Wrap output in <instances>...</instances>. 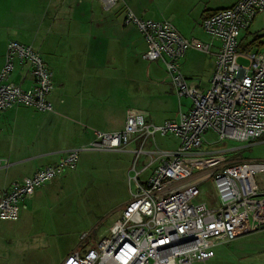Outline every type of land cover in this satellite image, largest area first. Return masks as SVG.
<instances>
[{
  "label": "built area",
  "instance_id": "1",
  "mask_svg": "<svg viewBox=\"0 0 264 264\" xmlns=\"http://www.w3.org/2000/svg\"><path fill=\"white\" fill-rule=\"evenodd\" d=\"M105 10L119 0H101ZM264 13V0H237L229 8L203 19L210 42L187 39L169 21L142 19L126 9L125 21L142 34L147 50L142 59L161 61L172 89L192 101L177 120L160 125L149 122L139 110L129 109L122 130L95 131L85 147L62 155L53 166L37 170L31 177L0 192V222L17 221L23 203L37 190L74 170L84 152L133 153L136 155L130 182L135 185L121 217L107 234L90 243L89 234L62 264H194L215 258V248L264 226V162H229L225 156L204 152L205 134L219 141L252 144L264 140V51L240 50V33ZM214 55V72L207 89L188 81L182 60L189 51ZM243 59L247 65L241 64ZM31 67L34 85L22 89L10 81L15 61ZM54 89L53 74L33 47L10 41L0 72V114L18 105L39 112H54L48 99ZM160 134L174 135V152L155 147L145 150ZM136 144L134 150L130 146ZM141 155L147 161L137 169ZM5 160L0 159V169ZM145 175L146 178H143ZM213 184V206L199 201L201 184Z\"/></svg>",
  "mask_w": 264,
  "mask_h": 264
},
{
  "label": "crops",
  "instance_id": "2",
  "mask_svg": "<svg viewBox=\"0 0 264 264\" xmlns=\"http://www.w3.org/2000/svg\"><path fill=\"white\" fill-rule=\"evenodd\" d=\"M236 2L237 0L229 7ZM40 3H43L40 5L44 12L35 16L29 14L33 21L28 26L27 13L21 8L19 0H0V72L10 41L33 47L41 54L53 74L54 89L48 99L53 103L57 116L44 125L36 120L34 113H47L24 105L15 106L0 114V159L10 163L0 169V174L6 176L5 182L0 181V192L8 191L12 184L31 177L39 169L56 165L68 151L87 146L93 140L95 131L122 130L129 109L139 110L149 122L160 125L168 120H177L192 104L188 100L181 101L182 97L172 89L166 71V81L155 83L148 80L150 77L145 76L138 67L139 53L147 50V44L137 27L125 21L126 9L129 7L123 8L117 4L110 10H105L101 0H45ZM209 3L210 0H164L163 9L157 10L154 0H145L144 3L134 0L130 9L142 19L169 21L181 35L192 39L196 34L199 35V28L203 29L201 21L205 13L228 8L211 9L208 8ZM176 4L181 5L177 14L168 10ZM202 34L211 38L204 29ZM199 40L207 43V40ZM240 40H243L241 36ZM219 45L218 41L214 42L216 48L213 50L210 74L206 80L204 76H200V61L190 57L189 52L182 60L184 75L200 89L210 86L215 65L214 55ZM249 51L255 49L251 48ZM157 63L165 68L161 61ZM10 81L22 89L31 88L34 78L30 65L16 60ZM143 82L150 83L151 86L144 88L141 86ZM154 83L160 94L164 93L166 86L168 90L165 92L173 91L178 97L180 111L176 119H164L156 123L151 119V115L158 116L154 111L153 115L146 109L126 106H131L130 100H134L136 104L138 102V105L141 102L142 107L147 106L145 99L154 90ZM55 128L58 130V138L53 136ZM52 137L53 141L50 142L48 139ZM135 145L132 144L130 150H134ZM43 146L53 147L44 150ZM83 160L84 164L93 165L94 161L89 158ZM65 174L64 179H57L48 188L37 190L33 197L23 203L21 211L34 208L37 199H48V203H54L51 194L53 187L68 180L57 198L59 203L65 194L62 191L67 186L72 187L83 180L81 176L78 183L73 181L77 180L74 178V170ZM204 183L201 184V196L194 202L203 201L213 206L216 202L213 184L211 183L213 192L207 198L208 190L204 189ZM125 204L121 207L122 211Z\"/></svg>",
  "mask_w": 264,
  "mask_h": 264
},
{
  "label": "rangeland",
  "instance_id": "3",
  "mask_svg": "<svg viewBox=\"0 0 264 264\" xmlns=\"http://www.w3.org/2000/svg\"><path fill=\"white\" fill-rule=\"evenodd\" d=\"M40 1L45 0H19L22 4L21 8L27 13L26 23L28 26L33 21V17H30L29 14L35 16L44 12L43 6L40 5L43 3ZM144 1L141 0L142 3ZM154 1L156 9L162 10L164 0ZM175 1L179 2V0ZM234 1L210 0L208 8H229ZM131 3L134 4V0H119L118 4L123 8L124 6L132 8ZM180 9L181 5L176 4L168 10L177 14ZM201 30L203 31V29ZM201 30L199 28V35L196 34L198 38L196 36L194 39L200 38L209 42L211 38L204 35L205 33L202 34ZM186 35L188 34L186 33ZM240 36L244 46L251 45L255 51L260 49L264 51V13L255 18L248 31H241ZM254 39H256V43H252ZM143 53V51L139 53L140 63L138 65L140 70H143V74L149 76L148 80L152 82H165V68L157 62L144 61ZM213 53L214 51L212 54H202L197 51L188 53L190 57L202 63L200 76H204V80L209 77ZM240 63L248 64L243 59L240 60ZM141 86L147 88L151 85L143 82ZM166 90L168 89L165 86L164 93L160 94L155 84L154 90L145 99L147 106L143 105L142 107L141 102L138 105V102L136 104L134 100H130L131 106L129 104L126 106L146 109L152 114L154 111L159 117L151 115V119L156 123L164 119H176L180 111L179 99L173 91L165 92ZM110 100L112 99H108V101ZM186 100L192 103L190 99H181V101ZM125 102L128 103V101ZM34 116L37 121L46 125V122L55 118L57 114L56 112L34 113ZM57 132L58 130L55 128L53 130L55 138H58ZM204 139L205 145L202 149L204 152L221 154L229 162H264V140L252 144L233 140L221 142L218 136L212 132L205 134ZM48 140L53 141V137ZM151 145L152 143L149 142L145 146V150L151 149ZM155 145L153 147L160 151L174 152L179 146V140L172 134L167 136L158 134L155 138ZM52 147L43 146V149L48 150ZM86 158L94 161L93 165L84 164L83 159ZM135 158L136 155L133 153H82L78 166L74 169V178L77 180L73 179V181L78 183L81 176L83 180L80 184H74L72 187L67 186L66 190L62 191L65 194L59 203H57V198L61 188L68 180L53 187L51 193L53 196H51L54 203H48V199L44 201L37 199L34 208L30 207L29 210L21 211L17 221L0 222V264H62L67 255L80 246L81 236L91 234L92 237L88 242L90 244L107 234L113 222L121 217V207L130 200L131 194L135 190V185L130 182L134 176L132 166ZM5 161V165L10 164L7 160ZM146 161L147 155H141L136 166L137 169H141ZM69 172L67 171L66 174ZM64 177L63 175L58 180L64 179ZM0 181L5 182L6 176L3 177L0 174ZM261 181L264 182V176ZM53 182L46 184L41 189L48 188ZM203 187L208 190L206 197L209 198V194L213 192L211 182L206 181ZM65 196H67L66 199ZM215 252V258L206 263L196 262L194 264H264V230L250 232L221 244L215 248Z\"/></svg>",
  "mask_w": 264,
  "mask_h": 264
},
{
  "label": "trees",
  "instance_id": "4",
  "mask_svg": "<svg viewBox=\"0 0 264 264\" xmlns=\"http://www.w3.org/2000/svg\"><path fill=\"white\" fill-rule=\"evenodd\" d=\"M216 12H217V11H214V12H211V13H205L203 19L212 16V15H213L214 13H216ZM247 31H248V30H247ZM255 41H256V39H254L252 43H256ZM239 47H240V50L243 51V52H247V51H249V50L252 48L251 45L244 46V45H243V40H240V46H239Z\"/></svg>",
  "mask_w": 264,
  "mask_h": 264
},
{
  "label": "water",
  "instance_id": "5",
  "mask_svg": "<svg viewBox=\"0 0 264 264\" xmlns=\"http://www.w3.org/2000/svg\"><path fill=\"white\" fill-rule=\"evenodd\" d=\"M261 230H264V226L261 228Z\"/></svg>",
  "mask_w": 264,
  "mask_h": 264
},
{
  "label": "flooded vegetation",
  "instance_id": "6",
  "mask_svg": "<svg viewBox=\"0 0 264 264\" xmlns=\"http://www.w3.org/2000/svg\"><path fill=\"white\" fill-rule=\"evenodd\" d=\"M262 228V227H261ZM261 228L259 230H261Z\"/></svg>",
  "mask_w": 264,
  "mask_h": 264
}]
</instances>
